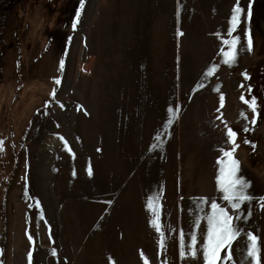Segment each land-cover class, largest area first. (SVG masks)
I'll return each instance as SVG.
<instances>
[{"label":"rangeland","instance_id":"obj_1","mask_svg":"<svg viewBox=\"0 0 264 264\" xmlns=\"http://www.w3.org/2000/svg\"><path fill=\"white\" fill-rule=\"evenodd\" d=\"M237 7L229 66L219 52ZM0 8V264H145L141 252L148 264H204L181 259L179 233L194 230V198L228 207L216 184L228 128L239 175L264 197V0ZM156 196L163 247L146 207ZM249 209L236 224L259 236L264 264V208L254 199ZM195 231L199 249L206 221Z\"/></svg>","mask_w":264,"mask_h":264},{"label":"snow or ice","instance_id":"obj_2","mask_svg":"<svg viewBox=\"0 0 264 264\" xmlns=\"http://www.w3.org/2000/svg\"><path fill=\"white\" fill-rule=\"evenodd\" d=\"M240 9L234 8L233 16L231 18V27L228 30L227 36L232 37V32L236 26L238 14ZM76 24L73 23V28ZM219 35V34H217ZM239 41V37H232L231 39L223 38L222 44L227 47H222L220 49L219 55L222 57V62L226 65L231 66L236 61L237 49L236 45ZM248 50H252V40L248 39ZM63 62H61V67ZM217 68V65L211 66L206 75H211ZM245 78L247 74L244 73ZM59 84V80L56 81ZM202 86V85H201ZM55 95V92H53ZM223 100V97H221ZM241 100L248 104L249 107L255 111V98L251 101L245 100L241 96ZM172 112V109H169ZM174 115V113H173ZM241 115L247 119V116L242 112ZM255 121L253 120V123ZM166 123H172V118L170 117ZM248 131L246 127L243 129ZM225 135L228 138V142L233 145L230 150L221 149L222 156L218 158L217 164L218 173L216 177L217 191L221 193L220 199L226 202L228 207L221 206L216 200L209 202L207 197L194 198L196 201L195 210L189 209V214L193 216L192 225L193 231L185 234L183 230L179 233V245H180V257L185 259L190 257L196 259L198 256H202L204 264H262L260 238L257 234L245 231L241 227L237 226L236 221H246L251 215V210L246 212H241L242 206L246 202H251L254 199H258L260 207L264 208V197L255 198L249 194L248 189L250 188V183L247 182L242 176L239 175L240 172V162L235 158L234 153L239 145L236 143L235 137L237 133L228 128ZM63 139V138H61ZM3 141H0V151H3ZM244 143H250V141L245 140ZM152 147H156L153 145ZM253 147H255L253 145ZM88 174L91 175V169L89 168ZM159 196L152 197L146 204L148 210L152 213L153 219L150 220V225L155 228L157 232L161 235L160 245L163 247L164 235L161 232V226L158 223L159 213L157 207L153 206V201L158 200ZM108 203H111L108 201ZM208 204L210 211L204 215L200 213L204 212L203 205ZM229 209L236 211L237 215H232L229 213ZM206 221V231L203 235V242L198 245V237L195 229L200 227L201 221ZM188 236L187 243L185 241V236ZM245 239L246 243L244 245V250L241 253V259L239 261L235 260L234 245L237 244L241 239ZM31 239V237H29ZM224 251L225 255L221 257L220 253ZM55 254V250H53ZM141 257L144 259L145 264H148L147 258L141 252ZM29 259H31V253H29ZM111 259V258H110Z\"/></svg>","mask_w":264,"mask_h":264},{"label":"bare ground","instance_id":"obj_3","mask_svg":"<svg viewBox=\"0 0 264 264\" xmlns=\"http://www.w3.org/2000/svg\"><path fill=\"white\" fill-rule=\"evenodd\" d=\"M86 50H87V49H86ZM92 61H93V59H90V60L88 61V63L86 62L87 64L83 65L82 70H83V71H89Z\"/></svg>","mask_w":264,"mask_h":264},{"label":"built area","instance_id":"obj_4","mask_svg":"<svg viewBox=\"0 0 264 264\" xmlns=\"http://www.w3.org/2000/svg\"><path fill=\"white\" fill-rule=\"evenodd\" d=\"M10 6L12 5V0H0V6Z\"/></svg>","mask_w":264,"mask_h":264},{"label":"trees","instance_id":"obj_5","mask_svg":"<svg viewBox=\"0 0 264 264\" xmlns=\"http://www.w3.org/2000/svg\"><path fill=\"white\" fill-rule=\"evenodd\" d=\"M1 9V8H0ZM0 27L2 28V26H1V22H0Z\"/></svg>","mask_w":264,"mask_h":264}]
</instances>
